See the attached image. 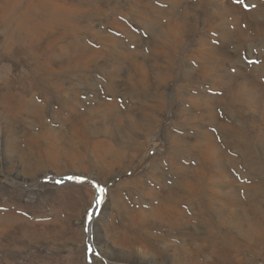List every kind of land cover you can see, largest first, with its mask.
<instances>
[{"label":"rangeland","instance_id":"obj_1","mask_svg":"<svg viewBox=\"0 0 264 264\" xmlns=\"http://www.w3.org/2000/svg\"><path fill=\"white\" fill-rule=\"evenodd\" d=\"M0 264H264V0H0Z\"/></svg>","mask_w":264,"mask_h":264},{"label":"bare ground","instance_id":"obj_2","mask_svg":"<svg viewBox=\"0 0 264 264\" xmlns=\"http://www.w3.org/2000/svg\"><path fill=\"white\" fill-rule=\"evenodd\" d=\"M46 1V0H45ZM30 34V33H29ZM31 41V40H30ZM67 107V106H66ZM172 197V196H171ZM163 202V201H162ZM166 202V201H165ZM170 202V201H169ZM169 204V203H168ZM167 204V205H168ZM164 205V204H163ZM164 209H166L165 207H163ZM150 211H152V210H150ZM156 214V213H155ZM150 215V214H149ZM141 216V215H140ZM144 217V216H143ZM145 218V217H144Z\"/></svg>","mask_w":264,"mask_h":264},{"label":"snow or ice","instance_id":"obj_3","mask_svg":"<svg viewBox=\"0 0 264 264\" xmlns=\"http://www.w3.org/2000/svg\"><path fill=\"white\" fill-rule=\"evenodd\" d=\"M239 3H243V0H238Z\"/></svg>","mask_w":264,"mask_h":264}]
</instances>
